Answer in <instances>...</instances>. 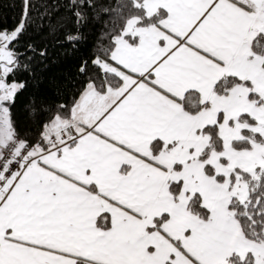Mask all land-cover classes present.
I'll use <instances>...</instances> for the list:
<instances>
[{"label":"snow or ice","instance_id":"6c2138e0","mask_svg":"<svg viewBox=\"0 0 264 264\" xmlns=\"http://www.w3.org/2000/svg\"><path fill=\"white\" fill-rule=\"evenodd\" d=\"M67 7L114 27L35 130L11 109L46 49L26 11L0 30V264H264V0Z\"/></svg>","mask_w":264,"mask_h":264},{"label":"trees","instance_id":"16d2710c","mask_svg":"<svg viewBox=\"0 0 264 264\" xmlns=\"http://www.w3.org/2000/svg\"><path fill=\"white\" fill-rule=\"evenodd\" d=\"M106 3L107 0H99ZM114 2V0H113ZM68 0H0V30H13L21 22L27 12L26 28L18 41V51L25 52L27 45L35 49H46L47 55L40 61L37 56L32 62V72L21 71L17 79L25 83V88L19 92L12 106L13 119L21 129L38 127L44 119L41 114L37 119H30L26 107L33 101L39 108L41 105L70 106L73 94L80 89L86 79L94 75L97 69L92 65L94 55L105 47L110 35H105L112 24L106 27L101 22L91 18L92 9H87L89 19L86 23L77 25L75 18L67 7ZM79 28L82 39L75 45L65 40L68 33H75ZM87 62L86 71L79 69Z\"/></svg>","mask_w":264,"mask_h":264}]
</instances>
